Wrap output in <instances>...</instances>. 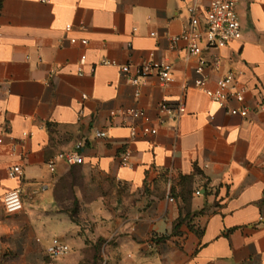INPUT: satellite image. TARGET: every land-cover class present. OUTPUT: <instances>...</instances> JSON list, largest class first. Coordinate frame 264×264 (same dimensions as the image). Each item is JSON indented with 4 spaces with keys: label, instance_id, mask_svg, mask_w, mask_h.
Instances as JSON below:
<instances>
[{
    "label": "crops",
    "instance_id": "0c3cea01",
    "mask_svg": "<svg viewBox=\"0 0 264 264\" xmlns=\"http://www.w3.org/2000/svg\"><path fill=\"white\" fill-rule=\"evenodd\" d=\"M191 3L0 0V194L20 188L24 202L0 218V264H92L100 239L107 264H264V0H239L242 37L219 49L202 40L200 56L172 40ZM216 57L213 79L238 73L245 101L229 105L247 116L194 87L198 60ZM144 60L171 63L172 80L131 83L121 66ZM165 100L185 113H161ZM79 141L84 163L52 171ZM53 238L71 250L50 257Z\"/></svg>",
    "mask_w": 264,
    "mask_h": 264
},
{
    "label": "built area",
    "instance_id": "2783aa9c",
    "mask_svg": "<svg viewBox=\"0 0 264 264\" xmlns=\"http://www.w3.org/2000/svg\"><path fill=\"white\" fill-rule=\"evenodd\" d=\"M239 0H209L203 8L199 7V0H192L188 6L189 18L180 35L173 37V42L180 39L187 42V51L191 56H200L203 47L200 41L205 40V47L208 49H219L228 45L230 42L238 40L242 37V27L237 13V3ZM71 25H67L66 29L70 30ZM154 35V33H152ZM72 43H76L78 39L71 38ZM83 45L88 43V39H81ZM86 55H83L81 61L84 62ZM221 58L216 57L212 61L200 58L195 66L197 78L194 81V87L205 92L213 101L224 107L228 113L240 114L247 116L249 108L247 106H230L232 100L238 103H244L247 92L246 87L239 85L238 73L232 69L223 72L219 77L213 79L211 72L221 71ZM105 63H111L105 61ZM173 66L167 61L144 60L137 64H126L121 66L124 76L134 85H141L151 76H157L161 82L168 83L172 80ZM214 80L215 87L209 86ZM140 91L137 90L136 96ZM161 113H170L177 116L185 113L186 108L181 104L177 109L168 106L166 100L160 104ZM127 115L133 118H143L149 121V116L142 109H127ZM112 114H116L113 112ZM144 133H156L157 129L149 125L143 127ZM137 134V128L132 127V135ZM106 135L105 131L97 133L98 137ZM5 131L0 130V143L4 142ZM84 146L83 141H79L76 148L70 151H63L49 162V168L54 171L57 161H63L67 165H81L84 163V155L81 152ZM130 154L123 155V163H126ZM10 176H20L23 174L22 165H14L10 168ZM3 203L6 213L13 215L19 213L23 207V196L20 188H14L5 193ZM71 250V247L59 238H53L50 245L46 248L47 254L52 258H58Z\"/></svg>",
    "mask_w": 264,
    "mask_h": 264
},
{
    "label": "rangeland",
    "instance_id": "374dc122",
    "mask_svg": "<svg viewBox=\"0 0 264 264\" xmlns=\"http://www.w3.org/2000/svg\"><path fill=\"white\" fill-rule=\"evenodd\" d=\"M125 192V191H124ZM112 194H113V190H111V188H109L108 189V192H107V194H106V196H108L109 197V201H110V205H113L112 204V198H114L115 196H112ZM122 194V193H121ZM126 195H128V193H125ZM2 198H3V195H1L0 194V218H3V217H5L6 215H9L8 213H6V211H5V208H4V203H3V200H2ZM120 204V203H119ZM77 205H78V203H77ZM76 209H77V207H76ZM75 216H76V218H77V220L78 219H80L79 218V210H76V212H75ZM102 255V254H101ZM99 253H97V255H96V258H95V260L92 262V264H107L106 263V261L103 259V257L101 256Z\"/></svg>",
    "mask_w": 264,
    "mask_h": 264
},
{
    "label": "trees",
    "instance_id": "16d2710c",
    "mask_svg": "<svg viewBox=\"0 0 264 264\" xmlns=\"http://www.w3.org/2000/svg\"><path fill=\"white\" fill-rule=\"evenodd\" d=\"M104 241H105L104 239H100V242L95 246V258H96L97 253H99L101 255V253H102L101 245Z\"/></svg>",
    "mask_w": 264,
    "mask_h": 264
}]
</instances>
